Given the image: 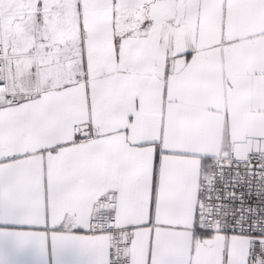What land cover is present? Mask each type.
Returning <instances> with one entry per match:
<instances>
[{
    "label": "snow or ice",
    "instance_id": "6c2138e0",
    "mask_svg": "<svg viewBox=\"0 0 264 264\" xmlns=\"http://www.w3.org/2000/svg\"><path fill=\"white\" fill-rule=\"evenodd\" d=\"M0 224L93 264H264V0H0Z\"/></svg>",
    "mask_w": 264,
    "mask_h": 264
},
{
    "label": "crops",
    "instance_id": "0c3cea01",
    "mask_svg": "<svg viewBox=\"0 0 264 264\" xmlns=\"http://www.w3.org/2000/svg\"><path fill=\"white\" fill-rule=\"evenodd\" d=\"M29 231L14 225L0 224V232ZM69 235H86L68 230ZM93 254L84 248L68 246L54 250L51 244L41 248L36 244H21L11 236L0 237V264H93Z\"/></svg>",
    "mask_w": 264,
    "mask_h": 264
}]
</instances>
